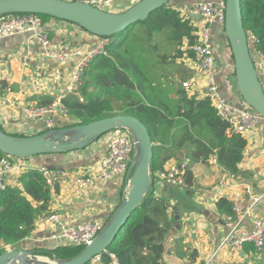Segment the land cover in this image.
<instances>
[{"label": "crops", "instance_id": "crops-1", "mask_svg": "<svg viewBox=\"0 0 264 264\" xmlns=\"http://www.w3.org/2000/svg\"><path fill=\"white\" fill-rule=\"evenodd\" d=\"M139 0H113L106 11L119 13L128 9ZM203 2H223L224 0H170L167 6L191 18L197 28L203 20L193 18L192 8ZM43 30L49 38V48L69 46L84 51L96 50L104 40L93 36L77 25L56 20L42 19ZM166 36V35H165ZM158 38L155 37V39ZM210 42L215 58L213 74L221 97L238 109H248L237 91L234 79V65L227 40L221 33L220 26H210ZM251 48V47H250ZM179 49L183 55L175 61L163 62L157 69L165 75L162 80L168 91V98L176 100V93L184 82L192 83L188 96L203 98V82L193 66V60L185 55L188 49L183 39ZM176 47L165 42L161 53L174 55ZM252 60L258 71L264 88V64L251 48ZM81 59L57 63L46 55V51L31 33L0 39V127L12 136H36L44 131V118L26 115V110L36 108L48 102H54L63 95L75 66ZM6 87L1 89V84ZM52 129L70 126L74 119L56 114L52 116ZM101 137L91 145L67 154L42 155L31 158L36 168L63 169L68 173L65 181L58 183V190L52 193L49 212L58 215L59 224L47 225L42 217L38 218L34 230L16 248L22 250L51 249L55 244L49 237L58 232L60 226L76 227L92 221L106 222L112 211L119 204L126 191V177L117 176L112 180H102L94 176L85 187L79 188L76 178L92 173L105 154V140ZM246 147L243 159L238 167L246 176H231L217 163L216 159L192 162L187 149L173 154V158L164 161L163 153H158L157 161L164 170L172 165L187 162L193 175L191 188H177L178 192L169 191L168 186L154 175L152 192L156 196H166L169 205L170 227L166 234V252L164 264H203L215 253L225 237L223 216L217 211V202L224 198L236 201L247 209L253 198L264 192V120L251 132L243 135ZM213 159L215 161L213 162ZM264 217V202L251 208V216L245 218L240 231L253 230V220ZM238 237V233L232 236ZM228 244L216 252L213 264H251L252 256L231 247ZM116 264V263H114Z\"/></svg>", "mask_w": 264, "mask_h": 264}, {"label": "trees", "instance_id": "trees-1", "mask_svg": "<svg viewBox=\"0 0 264 264\" xmlns=\"http://www.w3.org/2000/svg\"><path fill=\"white\" fill-rule=\"evenodd\" d=\"M241 9L243 27L248 37L254 38L255 52L264 55V0H241ZM40 17L43 20L51 18ZM193 24L191 18L166 5L144 22L102 38L109 42L106 54L97 56L84 68L78 93L61 99L66 116L75 121L61 129L116 115L133 116L147 128L153 143L152 178L164 170L157 161L158 153H163L164 163L183 149L188 150L192 162L214 157L231 176H246L238 167L247 144L243 136L227 133L228 124L217 116L207 96L199 100L195 94L188 96L181 85L176 93L177 99L170 100L161 80L165 75L157 69L163 62L175 61L183 55L179 49L183 39L188 47L184 54L192 59L190 47L197 41V29ZM161 34L176 47L174 55L160 52V42L155 37ZM4 87L2 83L1 89ZM115 102L120 104L114 107L112 103ZM47 131L49 129L38 135ZM4 156L0 153V158ZM192 179L187 167L184 177L187 192ZM17 182V187L0 190V254L6 251V247L16 248L33 232L37 219L50 214L52 193L58 190V184L53 188L48 186L36 169L23 172ZM168 186H171L167 187L169 191H179L177 186ZM167 200L166 196L150 192L100 255L102 264H164L165 238L170 227ZM217 211L222 216H232V202L220 199ZM83 249V246H57L31 251L36 256L66 260L77 256ZM243 252L252 254L251 264H264V249L255 253L252 244H246Z\"/></svg>", "mask_w": 264, "mask_h": 264}, {"label": "water", "instance_id": "water-1", "mask_svg": "<svg viewBox=\"0 0 264 264\" xmlns=\"http://www.w3.org/2000/svg\"><path fill=\"white\" fill-rule=\"evenodd\" d=\"M170 0H139L123 12L113 13L88 4L67 0H0V16L35 14L69 22L89 34L109 38L125 31L166 6ZM224 37L234 65V79L243 104L264 118V88L252 60L249 37L243 27L241 0H224ZM200 19V16H193ZM115 129H126L135 142L133 160L126 172V191L96 238L77 256L48 259L30 250L10 249L0 254V264H86L101 255L114 241L133 211L152 192L153 143L144 124L136 117L116 115L86 125L52 129L45 134L16 137L0 128V153L17 159L67 154L86 148Z\"/></svg>", "mask_w": 264, "mask_h": 264}, {"label": "built area", "instance_id": "built-area-1", "mask_svg": "<svg viewBox=\"0 0 264 264\" xmlns=\"http://www.w3.org/2000/svg\"><path fill=\"white\" fill-rule=\"evenodd\" d=\"M77 1L106 10L113 0H67ZM191 13L193 16H200L203 23L197 29V41L190 47L192 53L193 66L203 82V96L209 97L214 106L217 116L228 124L227 133L239 134L243 136L251 132L259 122L263 121L259 114L253 110L238 109L228 104L218 91L217 82L213 74L214 55L210 42V26L219 25L221 33L224 36V19L225 4L223 2H203L196 4ZM31 33L46 51V55L55 60L57 63L71 62L73 58L81 59L80 63L75 66L68 82L65 85L63 95L59 96L52 104L42 108H30L26 110V115L35 118H44L46 129H52V116L59 114L66 116L61 105V99L68 94L76 95L81 85V76L87 64L100 55L106 54L108 40L104 39L96 50L84 51L80 48H72L66 45L49 48V38L46 31L43 30V22L39 15L23 14L22 16L3 15L0 16V39L12 37L15 35ZM225 38V37H224ZM253 42L254 38L249 37ZM257 56L264 64V55ZM192 83L184 82L182 87L190 90ZM105 154L96 164L95 171L76 178L79 188H85L94 176L102 180H112L117 176H125L133 160L135 153V142L126 129H115L104 135ZM215 159H213V162ZM187 162L182 161L179 164L172 165L169 168L157 174L158 179L166 184L184 187V177L187 171ZM38 170L45 178L48 186L53 188L61 181H65L68 173L63 169L36 168L32 165L30 159H17L14 157L4 156L0 158V190L7 187L19 186L17 178L28 170ZM264 202V192L258 194L252 200L249 208L244 209L234 198L232 201V216H223L225 226V237L215 253L203 264H213L216 252L226 246L231 240V247L237 251H242L246 244H252L255 253H260L264 249V217L253 220V230L240 231L242 221L251 216V208ZM47 225H57L58 215L49 214L42 218ZM105 222L92 221L82 223L76 227L60 226L58 232L49 237L55 247L57 246H88L102 230ZM238 233V237L233 239L232 236ZM86 264H102L100 255L93 257Z\"/></svg>", "mask_w": 264, "mask_h": 264}, {"label": "rangeland", "instance_id": "rangeland-1", "mask_svg": "<svg viewBox=\"0 0 264 264\" xmlns=\"http://www.w3.org/2000/svg\"><path fill=\"white\" fill-rule=\"evenodd\" d=\"M157 40L160 42V45H159V46H160V51H163L164 48H165V42H167V40H166V36L163 35V34H161L160 36H158ZM249 43H250V47H251L252 50H253L254 45H253V42H252L250 39H249ZM109 104L111 105V103H109ZM119 104H120V103L115 102L114 104L112 103V106L117 107ZM5 249H6V251H7V250H10V249H18V248L6 247ZM18 250H22V249H18ZM251 255H252V254H251Z\"/></svg>", "mask_w": 264, "mask_h": 264}]
</instances>
